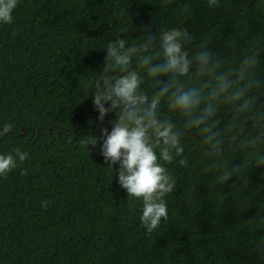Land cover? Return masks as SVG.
Wrapping results in <instances>:
<instances>
[{
	"label": "trees",
	"instance_id": "16d2710c",
	"mask_svg": "<svg viewBox=\"0 0 264 264\" xmlns=\"http://www.w3.org/2000/svg\"><path fill=\"white\" fill-rule=\"evenodd\" d=\"M177 6L191 9L180 25L194 36L190 52L211 32L210 50L225 58L230 40L243 48L264 32L257 0ZM14 17L0 26V125L14 124L0 153L20 147L29 159L0 178V264H261L252 248L264 236V169L224 186L176 169L168 220L148 235L140 202L127 199L99 145L86 147L115 119L100 124L86 95L102 75V47L129 25L130 39L176 26L163 0H21ZM260 62L264 79V54Z\"/></svg>",
	"mask_w": 264,
	"mask_h": 264
},
{
	"label": "clouds",
	"instance_id": "9594fccd",
	"mask_svg": "<svg viewBox=\"0 0 264 264\" xmlns=\"http://www.w3.org/2000/svg\"><path fill=\"white\" fill-rule=\"evenodd\" d=\"M20 3L0 0V26L14 23ZM163 3L176 26L165 21L157 34L138 39L129 38L130 25L122 29L102 47V75L89 81L86 92L100 124L115 115L110 131L100 127L99 136H85L86 147L99 145L127 199L140 202L139 221L148 235L168 220L176 169L211 175L223 186L253 168L264 169V32L243 48L230 40L225 58L210 50L211 32L190 52L194 36L180 25L191 9L177 6V0ZM205 3L208 9L222 6V0ZM257 9L264 12V0H257ZM13 128L10 122L0 125V137ZM28 159L20 147L0 153V178ZM21 175L28 171L21 169ZM48 206L41 201L43 209ZM253 245L264 264V236Z\"/></svg>",
	"mask_w": 264,
	"mask_h": 264
}]
</instances>
